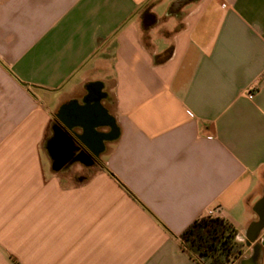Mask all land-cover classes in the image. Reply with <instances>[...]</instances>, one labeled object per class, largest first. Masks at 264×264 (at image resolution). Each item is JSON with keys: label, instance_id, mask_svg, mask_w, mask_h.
I'll use <instances>...</instances> for the list:
<instances>
[{"label": "crops", "instance_id": "obj_1", "mask_svg": "<svg viewBox=\"0 0 264 264\" xmlns=\"http://www.w3.org/2000/svg\"><path fill=\"white\" fill-rule=\"evenodd\" d=\"M211 214L264 264V0H0V264H200Z\"/></svg>", "mask_w": 264, "mask_h": 264}, {"label": "trees", "instance_id": "obj_2", "mask_svg": "<svg viewBox=\"0 0 264 264\" xmlns=\"http://www.w3.org/2000/svg\"><path fill=\"white\" fill-rule=\"evenodd\" d=\"M172 50L156 59H170ZM237 230L224 219L203 216L194 221L180 236L181 248L200 264H230L241 254L236 241Z\"/></svg>", "mask_w": 264, "mask_h": 264}, {"label": "built area", "instance_id": "obj_3", "mask_svg": "<svg viewBox=\"0 0 264 264\" xmlns=\"http://www.w3.org/2000/svg\"><path fill=\"white\" fill-rule=\"evenodd\" d=\"M211 216H212V214H211Z\"/></svg>", "mask_w": 264, "mask_h": 264}]
</instances>
